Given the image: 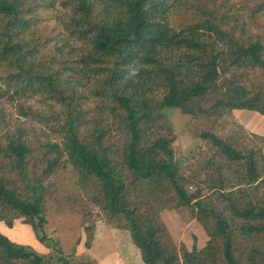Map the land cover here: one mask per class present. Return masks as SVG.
Returning a JSON list of instances; mask_svg holds the SVG:
<instances>
[{"label": "trees", "instance_id": "trees-1", "mask_svg": "<svg viewBox=\"0 0 264 264\" xmlns=\"http://www.w3.org/2000/svg\"><path fill=\"white\" fill-rule=\"evenodd\" d=\"M58 3L64 9L62 19L55 15L62 30L55 32L44 23L42 32L33 33L43 11L55 8V0H0V98L18 101L24 117L43 115L42 123L54 124L62 134L61 143L32 140L24 128L0 138V219L11 224L14 210L38 232L45 222L41 177L65 155L81 180L96 179L101 191L94 201L112 225L129 230L145 264H264V195L258 202L247 198L264 188V136H255L260 141L257 150L239 151L211 131L198 133L203 145L214 147L212 159L239 163L236 177L225 179L223 159L209 162L200 157L195 163L199 168L181 171L180 164L186 166L195 154L179 160L175 135L152 136V123L165 118L168 109L205 125L235 109L264 115V43L259 35L246 36L241 20L247 12L254 27L264 31V0ZM248 70L254 74L245 73ZM159 87L162 94L157 96ZM35 95L48 104L47 111L20 102ZM93 107L118 119L115 128L124 141L117 166L101 140L112 126L107 117L95 126L91 138L82 133L88 116L96 115ZM36 144L46 149L38 178L28 168ZM50 153L51 159L46 157ZM201 170L210 173L204 181L207 189L239 188L237 203L247 199L240 208L231 200V210L243 219L238 229L223 210L209 204L210 197L193 180ZM137 188L143 197L139 205L132 197ZM163 207L191 208L205 229L206 243L190 249L172 246L157 221ZM40 238L45 240L44 235ZM0 261L71 264L62 252L53 262L1 232Z\"/></svg>", "mask_w": 264, "mask_h": 264}, {"label": "rangeland", "instance_id": "rangeland-1", "mask_svg": "<svg viewBox=\"0 0 264 264\" xmlns=\"http://www.w3.org/2000/svg\"><path fill=\"white\" fill-rule=\"evenodd\" d=\"M58 1L55 0L53 10L43 11V20L33 25V33L42 32V24L44 23L53 27L55 32L62 30V24L55 17L58 15L60 19L63 18L64 9ZM240 11L243 12V10ZM241 20L243 25H246V36L249 34L252 36L259 35L258 39L264 43L263 29L254 27L256 24L247 12L243 13ZM236 25L241 24L236 22ZM245 73L254 74L251 70ZM156 94L157 96L162 94L161 87L156 90ZM20 102L24 103L25 107L29 106L32 109L43 111L48 109V104L38 95L26 99L22 98ZM92 112H96V115L88 116V121L82 127V133L85 134L86 138H91L95 126L102 125L105 122L103 121L104 117H107L106 121L112 126L110 132L105 133L101 140L103 145L108 147V156L113 159L114 165L117 166L121 162L119 150L124 141L123 133L115 128L118 119L113 120V116L108 111H103V108H94ZM41 119H43V115L24 117L19 111L18 101L0 98V138L4 139L8 133L18 132L19 128H24L27 136L32 140L41 142L50 140L61 143L62 134L57 130V127L54 124L44 125ZM189 120L190 116L175 109H168L165 118L152 123V131L154 132L152 136L159 134L175 135L173 146L179 160L187 159L186 156L190 157L191 153L195 154L193 160L185 161L186 166L180 164L181 171L183 167L199 168L200 166L198 167L195 163L200 157L209 159V162L212 159L211 156L215 149L207 144L203 145V141L197 137L201 130L211 131L220 138L228 140L231 146L239 151H246L249 148L257 150L260 141L255 136H264V115L254 110L235 109L231 114L225 112L223 115L217 116L215 122L207 125L200 124L203 121L201 119L190 122ZM62 148L63 146H61ZM34 151V157L28 164V168L30 174L38 178L45 167V163L42 162V155L46 149L42 145L36 144ZM53 156L54 154L50 153L46 157L51 159ZM217 159H223L222 173L224 179L226 176L235 178L241 171L238 162L224 159V157H215L212 160L215 162ZM209 166L211 167L210 164ZM209 169L214 173V178L217 179L214 170L212 168L207 170ZM81 176V173L66 160V156L62 155L60 162L52 172L48 176L41 177L45 186L44 200H42L45 222L38 232L34 230L24 216L18 215L14 210L12 212L15 214L9 220L11 224L0 219V232L14 242L28 245L45 258L49 257L53 262L59 256V252H62L65 257L70 259L71 264H79L80 262L145 264L141 259L139 249L131 240L129 230L112 225L108 214L94 201V197H98L101 191L96 179L83 181ZM209 176V171L201 170L198 177L193 180L202 188V194L210 197L208 199L209 204L223 210V216L227 218L230 225L238 229L243 219H240L231 210L230 205L233 202L240 208L245 205L247 199H244L242 205L237 203L241 197L238 193L239 188L232 189L226 186L221 192L207 189L204 181ZM218 185H222L220 181L219 184L217 182ZM253 193H249L247 198L258 202L264 195V188ZM132 197L137 198V201L133 202L136 205H139L143 198L138 193V188L132 190ZM141 207L142 209L145 208V204L142 203ZM157 213V221L163 228V236L175 248L178 249L181 244L189 249L193 245L200 248L206 243L208 236L202 224L196 220V213L191 208L169 209L163 207ZM43 235L45 240L41 241L40 237Z\"/></svg>", "mask_w": 264, "mask_h": 264}]
</instances>
